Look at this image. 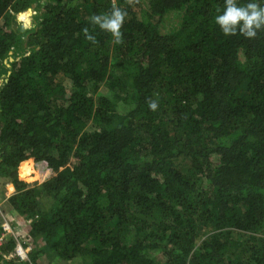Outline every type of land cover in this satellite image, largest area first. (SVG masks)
<instances>
[{
	"label": "trees",
	"instance_id": "1",
	"mask_svg": "<svg viewBox=\"0 0 264 264\" xmlns=\"http://www.w3.org/2000/svg\"><path fill=\"white\" fill-rule=\"evenodd\" d=\"M113 4L120 44L91 22ZM223 9L0 0V187L33 244L0 264H264V29L225 36Z\"/></svg>",
	"mask_w": 264,
	"mask_h": 264
},
{
	"label": "clouds",
	"instance_id": "2",
	"mask_svg": "<svg viewBox=\"0 0 264 264\" xmlns=\"http://www.w3.org/2000/svg\"><path fill=\"white\" fill-rule=\"evenodd\" d=\"M33 14L32 9L29 8L17 15V23L22 29L28 30L31 27L30 22L25 20V17ZM126 16V11L113 4L110 13L93 15L91 22L98 25L101 30L109 32L114 38V43L120 44L123 35L121 28ZM214 19L225 36L236 35L239 32L245 38H255L258 31L264 29V0H248L243 5L239 4L238 0H224L222 13ZM83 31L87 39L94 41L95 38L88 34L87 29ZM149 107L155 110L157 105L152 102ZM20 175L23 179L24 174L21 173Z\"/></svg>",
	"mask_w": 264,
	"mask_h": 264
},
{
	"label": "rangeland",
	"instance_id": "3",
	"mask_svg": "<svg viewBox=\"0 0 264 264\" xmlns=\"http://www.w3.org/2000/svg\"><path fill=\"white\" fill-rule=\"evenodd\" d=\"M25 20H27L31 24L32 21L34 20V17L30 15V16L25 17ZM0 77H1V75H0ZM28 160H26V161H28ZM23 162H25V161H23ZM23 162H21L19 167H18V175L20 177H21L20 168H21V164ZM27 168L31 173L24 175V178H29V177L35 176L36 177L35 180L39 181L40 183L47 179V175H48L49 170L47 169L45 163H39L38 164L33 159H31V161L27 165ZM0 190L2 191L3 189L0 188ZM1 191H0V197L2 196ZM0 214H2L5 218H8L11 221L12 226L16 232V235L18 236V238H20V240H22V241L27 240V234H28V230L30 227L28 220H26L22 216H19V215L13 213L10 210V208L5 203H2L1 201H0ZM28 240H30V239L28 238ZM41 263L45 264L46 262L42 261Z\"/></svg>",
	"mask_w": 264,
	"mask_h": 264
},
{
	"label": "built area",
	"instance_id": "4",
	"mask_svg": "<svg viewBox=\"0 0 264 264\" xmlns=\"http://www.w3.org/2000/svg\"><path fill=\"white\" fill-rule=\"evenodd\" d=\"M1 216L3 219L1 222L2 231L0 234V246L2 245V243L4 242L8 234L14 235L18 240H17V245L14 249V252L10 254V257L17 256L21 260L28 259L30 252L33 250V244L29 243V241L27 242L22 241V240L20 241L18 236L16 235V232L12 226L11 221L8 218H5L2 214ZM28 221L30 224L31 220H28Z\"/></svg>",
	"mask_w": 264,
	"mask_h": 264
},
{
	"label": "crops",
	"instance_id": "5",
	"mask_svg": "<svg viewBox=\"0 0 264 264\" xmlns=\"http://www.w3.org/2000/svg\"><path fill=\"white\" fill-rule=\"evenodd\" d=\"M1 189H3L2 192V196L0 197V201L2 203H5L7 205V199L13 194V188L10 187L9 184H3L0 187ZM8 206V205H7ZM9 207V206H8Z\"/></svg>",
	"mask_w": 264,
	"mask_h": 264
},
{
	"label": "water",
	"instance_id": "6",
	"mask_svg": "<svg viewBox=\"0 0 264 264\" xmlns=\"http://www.w3.org/2000/svg\"><path fill=\"white\" fill-rule=\"evenodd\" d=\"M12 59V58H11Z\"/></svg>",
	"mask_w": 264,
	"mask_h": 264
}]
</instances>
